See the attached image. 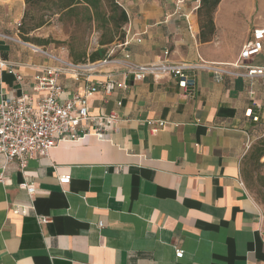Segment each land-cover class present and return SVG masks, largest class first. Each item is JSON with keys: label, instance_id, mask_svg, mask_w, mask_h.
I'll return each instance as SVG.
<instances>
[{"label": "crops", "instance_id": "crops-1", "mask_svg": "<svg viewBox=\"0 0 264 264\" xmlns=\"http://www.w3.org/2000/svg\"><path fill=\"white\" fill-rule=\"evenodd\" d=\"M118 2L128 15L126 42L110 46L112 61L58 77L62 99L107 77L124 81L126 88L99 86L87 96L90 114L117 119L107 139L61 140L24 168L12 160L2 169L0 156V264H264V207L249 193L244 167L264 136V75L217 82L199 70L186 92L170 74L134 80L129 68L159 59L233 62L251 30L264 26L261 6L236 1L227 10L221 0L213 33L202 38L199 0ZM24 9V0H0V32L17 39H0L8 64L0 66V98H36L35 76L59 65L20 40ZM249 63L264 65V39ZM152 120L165 124L152 132ZM64 174L70 180L60 183Z\"/></svg>", "mask_w": 264, "mask_h": 264}, {"label": "built area", "instance_id": "built-area-1", "mask_svg": "<svg viewBox=\"0 0 264 264\" xmlns=\"http://www.w3.org/2000/svg\"><path fill=\"white\" fill-rule=\"evenodd\" d=\"M19 25L20 22L16 26ZM0 39L14 40L16 38L0 32ZM263 39L264 26L254 27L249 40L242 46L238 57L233 62H213L201 58L197 61L183 60L179 62L159 59L150 63L129 64V68L134 80H141L148 74L157 77L162 74H170L177 79L179 86L186 92H191L194 89L196 73L199 70L210 72L217 82L221 81L226 74L264 75V65L258 66L249 63L250 59L262 50ZM125 42L126 40H123L117 45L121 46ZM38 49L53 57L59 65L35 76L32 89L38 94L36 98L29 92H22L16 96L9 94L1 96L0 156L2 169L12 160H17L19 167L24 168L29 158L35 155H47L49 150L61 140H79L90 134L98 139H107V132L116 121L117 115L115 112L90 114L87 96L99 86L106 93H110L115 88H126L127 86L124 81L107 77L95 84L89 83L84 94L75 93L71 97L62 99L63 87L58 77L63 73L80 76L99 65L109 63L112 61L114 47L108 48L106 57L103 59L87 63H74L58 55L47 53L39 47ZM59 49L61 53L67 54L65 47ZM126 56L128 55L126 54ZM6 65H8L6 60L0 56V66ZM237 69H243V71ZM150 123L152 132L165 124L162 120H152ZM58 179L60 183H67L70 180V175H60ZM0 181H4L2 172H0ZM21 186L26 188L29 194L34 191V186L29 182H22ZM98 225L100 226L101 223L98 222ZM182 254L183 250L176 248L175 256L179 258Z\"/></svg>", "mask_w": 264, "mask_h": 264}, {"label": "rangeland", "instance_id": "rangeland-1", "mask_svg": "<svg viewBox=\"0 0 264 264\" xmlns=\"http://www.w3.org/2000/svg\"><path fill=\"white\" fill-rule=\"evenodd\" d=\"M242 3L245 0H236ZM235 0H225L226 9L231 8L236 3ZM256 5H260L259 11L264 16V0H255ZM235 7V6H234ZM44 9L33 7L27 9L24 18L19 21L18 35L20 40L26 42L24 38L33 44L43 48L52 54H58L60 47H65L68 53V59L74 60V56H78L81 63L89 61V54L98 47L99 32L94 28H87L84 25H78L65 16L59 14L47 16L41 14ZM42 24H39L41 22ZM32 28V29H29ZM21 30H25L24 35L20 34ZM256 146L264 148V136L259 137L250 147L246 158L244 159V167L246 173V183L250 195L255 201L264 207V156L258 160L255 155L258 152Z\"/></svg>", "mask_w": 264, "mask_h": 264}, {"label": "trees", "instance_id": "trees-1", "mask_svg": "<svg viewBox=\"0 0 264 264\" xmlns=\"http://www.w3.org/2000/svg\"><path fill=\"white\" fill-rule=\"evenodd\" d=\"M221 0H199L197 7L198 22L200 34L203 32L211 35L214 31L213 13ZM25 9L22 19L29 8H41L44 12L41 14L51 16L59 14V16L67 17L78 25H84L87 28H94L99 32L98 47L89 54V61L94 62L106 57L108 48L117 41H123L125 32L124 25L128 21V15L124 7L118 0H24ZM39 22L38 26L42 24ZM32 29V28H29ZM25 30H21L20 34L24 35ZM27 40V38H24ZM74 63L84 61L78 60V56H74ZM258 149L255 155L258 160L264 156V148L256 146Z\"/></svg>", "mask_w": 264, "mask_h": 264}]
</instances>
